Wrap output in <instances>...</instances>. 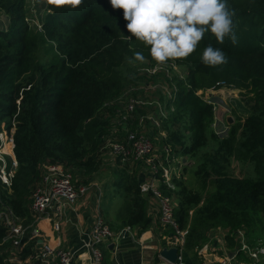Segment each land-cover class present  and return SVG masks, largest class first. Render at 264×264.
Here are the masks:
<instances>
[{"label":"trees","instance_id":"trees-1","mask_svg":"<svg viewBox=\"0 0 264 264\" xmlns=\"http://www.w3.org/2000/svg\"><path fill=\"white\" fill-rule=\"evenodd\" d=\"M27 2L0 0V11L9 17L8 27L0 28V131L2 122L8 131L16 122L14 152L19 163L11 190L0 181V207L9 206L26 223L33 222L31 195L42 176L40 165L47 162L62 163L74 180L78 175L85 176L86 183L94 179L102 164L99 153L112 118L121 111L129 81L123 66L134 52H141L149 80L166 77L172 87L171 95L162 92L159 104L149 102L160 125L149 122L165 129L160 143L170 147L162 157L198 159L196 192L182 177L174 175V188H169L162 171L157 174L161 190L176 203L174 216L180 227L188 228L186 250L208 241L210 232L219 227L229 232L232 241L234 232L242 229L251 245H264V0H227L235 10L236 44L230 38L218 44L207 32L187 59L170 61L155 73L145 70L156 66L149 49L134 37L129 39L122 12L114 10L109 0H83L75 9L46 4L40 34L31 28ZM41 40L51 43L55 52V59L47 64L38 60ZM209 44L224 52L227 63L218 67L202 63L203 49ZM177 64L185 68L184 75L166 76ZM222 87L237 89L253 102V113L244 122L235 118L225 137L213 127V102L198 94ZM107 109L110 116L103 113ZM138 116L126 121L121 115L124 139L129 130L142 129ZM233 161L253 164L255 175H231ZM187 165L183 162V170ZM115 174L113 187L124 197L117 212L118 229L130 225L145 230L150 222L148 201L138 175L127 169ZM192 206H197L194 214ZM6 233L7 227L0 224V242ZM7 246H0V260L8 255ZM103 249L107 264L111 252Z\"/></svg>","mask_w":264,"mask_h":264},{"label":"built area","instance_id":"built-area-1","mask_svg":"<svg viewBox=\"0 0 264 264\" xmlns=\"http://www.w3.org/2000/svg\"><path fill=\"white\" fill-rule=\"evenodd\" d=\"M157 66L146 68L147 72L155 73L161 70ZM202 92V91H201ZM171 95V94H170ZM208 102L217 103L210 97ZM19 102V101H18ZM141 102L137 99L130 100L126 105V112L123 115L124 120L132 118L137 105ZM149 103V102H148ZM216 107V106H215ZM163 112V111H162ZM156 125H160L158 120H154ZM14 127L8 131L3 128L0 131V181L6 188H12L13 179L18 169L19 163L14 149L16 146L14 139ZM112 151L122 161L133 159L135 161L145 160L152 171L153 179L151 182L141 185L142 192L150 191L159 201L161 221L168 229L166 236L167 247L176 246L178 248V260L176 264H182L184 261L186 235L188 229L181 228L174 216L175 203L170 195L165 194L160 185L155 181H160L157 176L161 170L164 182L169 188H174L172 180V168L166 166L154 156L155 146L150 137L137 130H129L126 138L121 142L110 143ZM169 153L170 150L167 149ZM88 185L75 182L73 174L64 168L62 164H50L46 166L45 172L36 184L32 195L30 212L34 221L26 223L25 219L15 214V212L6 205L0 207V224L7 227V233L0 246L8 245L5 249L9 252L0 264H72L78 250H71L56 246L49 240H43V231L40 227L42 220H52L55 215H62L65 208H73V204L81 199L88 192ZM59 223L55 228L59 230ZM135 231L132 226L127 225L119 230H114L105 218L99 214L94 218L92 227L83 239V248L89 253V264H103L104 249L118 247L122 240L134 238ZM234 239L237 243L235 250L215 261H205L203 264H246L244 262H235L237 256L244 252L249 258L256 262L264 255V245L260 242L251 245L246 237L245 231L238 229L234 232ZM207 247L205 246L203 251ZM26 249L30 252L27 258H23ZM2 252L0 251V255ZM162 258V257H161ZM141 264H171L162 258L160 262H149Z\"/></svg>","mask_w":264,"mask_h":264},{"label":"rangeland","instance_id":"rangeland-1","mask_svg":"<svg viewBox=\"0 0 264 264\" xmlns=\"http://www.w3.org/2000/svg\"><path fill=\"white\" fill-rule=\"evenodd\" d=\"M27 17L29 20V23L31 25L32 30L35 33L40 34L41 33V22L46 10V3L43 2V0H28L27 2ZM9 24V17L3 12L0 11V28L1 29H6ZM41 38V37H40ZM40 49L38 51V60L42 64H47L55 59V52L51 50L52 45L49 42H46L45 40H41L40 43ZM129 60L126 61V63L123 66V73L125 75L128 74L129 76V81L127 82L126 89L123 94V99H121V111L116 113V116L111 120V125L112 130L110 128L108 129V136L106 137L105 145L101 149V152L99 153V158L101 159V168L95 173L94 177L92 178H98L99 180L97 182H104V184H107L108 180H111L114 178V173L118 169H127L131 173L137 174L135 168L137 167V164L135 163V160L133 159H127L125 161H122L121 158H118L116 154L113 153L112 148L110 146V143L114 142H121L124 139V133L126 128H122L119 125V121L122 115L125 113L126 110V105L127 103L132 100V99H137L141 103L137 105V111L132 114V117H136L139 115V113H144L145 116H143V123L142 126L145 128L152 127V122L149 123L148 121L151 120H158L156 117V108L154 105L149 104L148 102L151 101H157L158 103L160 95L166 93L170 95L172 93V87L169 86V84L166 83L168 79L166 77L159 78L160 81H150L149 77L144 73L143 68L147 65L144 63H133L129 64ZM185 73V68L181 65L177 64V67L171 68V70L168 69V72L165 73L166 76L169 78L174 77V76H182ZM173 84L175 82L173 81ZM208 89L205 93H202L201 90L198 91L199 95H202L203 98L206 100L207 98L210 97V93H214V99L216 100L217 105H215V122L213 124V127L215 131L221 136L225 137L228 134V131L230 129V124L228 122V116H232L234 118H238L241 122H244L247 118V116L251 115L253 113V102L248 99L245 95H242L239 90L229 88V87H222L221 90L217 89ZM213 100V99H212ZM123 110V111H122ZM139 111V113H137ZM141 111V112H140ZM123 112V113H122ZM103 113L105 116H110V112L107 109L106 111L104 110ZM122 113V114H121ZM159 121V120H158ZM160 123V121H159ZM3 128L7 129L6 122H2ZM150 124V125H149ZM16 122H13L12 127L14 130V134L16 131ZM120 126V127H119ZM11 127V128H12ZM146 129L143 130L141 129L140 132L145 133ZM148 137H150L147 134ZM153 141V140H152ZM154 143V142H153ZM155 146V145H154ZM166 160L162 157L159 156V159L162 163L165 164L166 161L168 163L170 162L172 167L175 165V170L178 173V169L181 167V177L185 181V184L192 188V191L196 192V189H200V184L197 181V177L195 176V168H197V163L198 159L189 156V157H184L188 163L187 165V170H183V162L181 161L182 158L178 157L172 160L171 158L166 156ZM188 159V160H187ZM183 160V159H182ZM50 164H58V163H44L40 165L41 168V173L43 174L46 170V166ZM62 164V163H61ZM166 165V164H165ZM177 165V166H176ZM188 171V172H187ZM230 173L231 175L238 176V177H252L255 175V169L254 165L250 163H239L237 161H233L230 166ZM180 173V171H179ZM78 175L75 179V182L78 184H89L91 181L86 183V177L85 176H80ZM210 187L209 189H211ZM102 191L106 190V187L102 188ZM205 194V193H204ZM173 197H176L175 195ZM175 203V201H174ZM176 204V203H175ZM197 206H192L190 213L194 214ZM262 214V227H263V233H264V209L261 211ZM188 229V228H186ZM218 228L213 229L209 234L210 239L200 246H194L192 248L193 250L187 251L184 254V258L186 260H190L189 264H202L204 261L203 252L202 254L200 253L201 250L203 249L205 244H209V241L211 242V236L218 237L220 234L218 233ZM229 237V236H228ZM230 238V237H229ZM235 238V237H234ZM228 243L230 248H234L235 242L228 239ZM263 242H264V235H263ZM186 249V248H185ZM201 254V255H200ZM186 255V257H185ZM184 259V260H185ZM184 262V261H183ZM235 262H244L246 264H252L254 263V260L249 258L244 252H241ZM257 264H264V257H262L261 260Z\"/></svg>","mask_w":264,"mask_h":264},{"label":"crops","instance_id":"crops-1","mask_svg":"<svg viewBox=\"0 0 264 264\" xmlns=\"http://www.w3.org/2000/svg\"><path fill=\"white\" fill-rule=\"evenodd\" d=\"M219 90H221V88ZM208 95H210V98L216 102L213 96L215 95L214 93H210ZM143 116H145V114L138 116L141 126L144 121ZM141 128L143 130L146 129L145 133H147L153 140L155 145L154 156L156 158L159 159V156H163L165 154L164 150L166 152L167 149L170 150L169 145L162 147V144L160 143L161 139L166 136V131L164 128H155L154 126L148 128L142 126ZM167 154L169 153L167 152ZM175 158L178 157H172L171 159L174 160ZM182 159L183 162L186 161L185 158ZM135 163L137 164L135 170L141 185L151 182L153 179V174L149 164L145 160H138L135 161ZM166 166L172 168V176L175 175L177 177H181V167L178 169L177 173L175 170V165L172 167L171 163L169 162ZM115 179V173L114 178L108 180L106 185L104 182H97L99 180L98 178L92 179V181L87 184L89 187L88 192L73 204V208L67 207L63 210L61 216L55 215L52 220H42L40 222V227L43 231V240L47 239L56 246L71 250H78V253L72 264H89L88 250L83 248L82 245L83 239L86 238L87 233L92 227L94 218L97 215L101 214L114 230H119L118 228L120 226L117 220V212L124 203V197L122 194L115 191L113 187ZM155 184L160 185L161 182L158 180L155 181ZM101 187H106V190L104 191L103 189L102 191ZM143 194L146 196L148 201L146 210L148 220L150 221L149 225L145 230H142L139 227H133L135 231L134 238L122 240L115 249L109 248L111 253L107 264H141L162 261V258L160 257V250L167 245L165 239L168 234V229L161 221V212L158 199H156L150 191H143ZM56 223H59V230L55 228ZM218 230L220 236H211L212 241H209V244H205L204 247L206 246L207 248L203 251V247L200 252L201 254L203 252L202 258H204L202 264L205 261H215L216 259H219L228 253H232V251L235 250L237 246V243L234 239L235 246L231 249L228 243V239H230L228 237L229 232L220 227ZM29 252L30 250L26 249L22 257L27 258ZM189 263L190 260L185 259L182 264Z\"/></svg>","mask_w":264,"mask_h":264},{"label":"clouds","instance_id":"clouds-1","mask_svg":"<svg viewBox=\"0 0 264 264\" xmlns=\"http://www.w3.org/2000/svg\"><path fill=\"white\" fill-rule=\"evenodd\" d=\"M43 2L75 9L83 0ZM109 3L114 10L122 12L129 39L134 37L149 49L158 69L170 61L187 59L207 32L218 44H223L226 38L237 43L235 10L229 7L227 0H109ZM145 60L143 53L134 52L128 62ZM201 61L205 66L218 67L227 63V58L220 48L209 44L203 49Z\"/></svg>","mask_w":264,"mask_h":264},{"label":"water","instance_id":"water-1","mask_svg":"<svg viewBox=\"0 0 264 264\" xmlns=\"http://www.w3.org/2000/svg\"><path fill=\"white\" fill-rule=\"evenodd\" d=\"M228 122L230 125L233 124L234 118L232 116H228ZM109 248L112 249V245ZM160 257L171 264H176L178 260V248L176 246H165L160 250Z\"/></svg>","mask_w":264,"mask_h":264}]
</instances>
